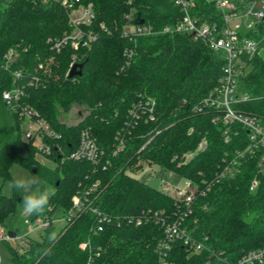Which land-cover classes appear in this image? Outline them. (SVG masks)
Segmentation results:
<instances>
[{
	"label": "trees",
	"instance_id": "obj_1",
	"mask_svg": "<svg viewBox=\"0 0 264 264\" xmlns=\"http://www.w3.org/2000/svg\"><path fill=\"white\" fill-rule=\"evenodd\" d=\"M82 2L94 5L96 16L90 29L96 39L78 48L67 44L55 52L48 39L70 30L64 8L54 2L0 0V104L12 115L15 135L10 144L0 145V176L9 178L14 163L36 167L55 192L48 207L51 212L60 208L63 215L72 207L73 195L99 181L98 207L113 220L100 223L93 213L84 212L57 228L52 223L41 239L29 238L22 252L11 248L13 262L161 264L157 245L164 237L162 225L152 219L136 224L124 216L151 209L174 218L183 205L133 174L145 168L144 164L159 165L202 187L209 185L205 195L196 197L193 212L186 217L203 248L193 251L175 241L166 257L168 264H231L246 252L263 247L264 173L258 166L259 154H246L240 158L236 174L216 179L220 167L236 158L249 135L242 124L214 122L212 109H197L219 85L222 54L185 33L124 34L126 15L135 11L158 30L173 24L181 15L173 0ZM197 4L193 14L202 18L219 13L208 0H197ZM257 29L258 33L249 31L248 36L261 40L260 51L248 61L250 69L239 79L238 93L248 98L236 107L260 117L264 128V23ZM11 47L18 50L19 58L8 65L4 55ZM73 55L75 63H83L82 75L69 77ZM15 69L22 72L20 103L34 107L55 133L44 137L50 153H42L32 139L22 138L17 132L22 118L2 97L3 90L12 87ZM32 75L38 77L36 82H29ZM73 104L85 106L87 112L71 125L60 115ZM83 130L104 151L97 163L66 157L78 146ZM121 139L125 147L113 155ZM203 139L206 149L183 162V154ZM38 154L51 157L55 168L42 164ZM108 160L110 164L103 168ZM17 201V195L0 193V223L15 211ZM54 230L56 238L50 240ZM82 242H87L86 248L81 247Z\"/></svg>",
	"mask_w": 264,
	"mask_h": 264
},
{
	"label": "built area",
	"instance_id": "obj_2",
	"mask_svg": "<svg viewBox=\"0 0 264 264\" xmlns=\"http://www.w3.org/2000/svg\"><path fill=\"white\" fill-rule=\"evenodd\" d=\"M37 1L41 3H58L66 11L70 30L60 37H50L48 39L51 49L55 52L62 51L67 44L78 48L79 45H89L96 39L95 32L90 29L96 16L93 3H84L82 0ZM173 1L181 10L180 17L173 24L166 25L158 30L152 24L146 23V20L143 23L135 22L133 12L126 15L128 21L124 26V34L129 37H134L152 35L158 32L185 33L193 39L202 40L210 49L220 52L223 57V65L219 85L198 103L197 109H212L214 111L212 118L214 122L222 121L226 125L235 122L242 124L247 129L249 139L242 149L237 152L236 158L229 160L228 163L225 162L220 167L216 174V179L230 177L236 174L239 170L240 158L248 153L259 154L258 166L262 173H264V128L261 125L260 117L243 112L236 107L238 103L248 98L247 95H240L238 93L239 79L246 69L248 61L260 51L261 40L248 36V32L255 31V33H258V26L264 23V0H238L236 3L231 2V0H208L214 4L219 10V13L206 18L193 14V11L198 6L197 0ZM131 54L129 52V56ZM4 57L6 64H13L18 61L19 52L16 48L11 47L5 53ZM75 62L76 56L73 55L70 66ZM39 68H43L42 63L39 64ZM13 76L12 87L3 90L2 97L8 105H11L18 112L22 121H25V139H32L34 145L40 151H43L42 153H50L51 146L44 141V137L50 138L55 133L50 125L39 116V112L34 107L20 103L24 95V86L19 83L22 72L19 69H15L13 70ZM28 79L30 80L29 82H32L31 80L36 82L38 77L34 75ZM225 133H228L227 129ZM226 141H228V137ZM124 147V141L122 139L119 140L113 155H117ZM206 147L207 141L203 139L194 150L186 151L183 154V162H187L196 154L204 151ZM56 149L62 152L60 146L56 147ZM103 154L104 151L96 139L90 135L88 130H83L78 146L66 155V157L75 160H89L97 163ZM60 157L64 159L65 156L60 155ZM110 162V160L106 161L103 168L110 164ZM145 169L144 171L150 172L151 175H156L157 173L153 170V166H148ZM184 181V185L179 187L162 179V182H164L163 190L172 189L170 193L175 196L174 199L183 205V207L181 206L177 210L176 217L172 218L163 211L160 212L151 209L147 213L142 211L137 216H124V220L129 222L135 221L136 224H141L145 220L152 219L162 225L164 237L157 245V253L160 257L161 264H168L166 257L175 241H182L187 246V249L193 251H198L203 248L202 242L195 238L194 231L186 223V217L192 214L196 197L198 195H205L209 190V185L202 187L192 180ZM98 183L99 181L75 194L72 198V207L60 219L64 222H69L76 215L91 212L100 223L104 221L112 222L113 217L102 212L98 207L97 202L100 194L99 192L96 193L98 191ZM255 185L256 179L253 180L252 187ZM52 210V207H48L46 215L36 218L35 226L48 227L54 220H59V217L51 216ZM97 229H102V225L97 226ZM0 238H5L3 228L0 229ZM18 239L22 244V249L28 247V237L27 239L25 237ZM86 246L87 242L81 243L82 248H86ZM231 264H264V246L246 252Z\"/></svg>",
	"mask_w": 264,
	"mask_h": 264
},
{
	"label": "rangeland",
	"instance_id": "obj_3",
	"mask_svg": "<svg viewBox=\"0 0 264 264\" xmlns=\"http://www.w3.org/2000/svg\"><path fill=\"white\" fill-rule=\"evenodd\" d=\"M9 1V0H2ZM238 0H231V2L236 3ZM261 51L264 53V43L261 48ZM54 58L50 57V62H52ZM71 68V66H70ZM69 68V69H70ZM249 70L250 67H246V70ZM69 73V72H68ZM87 112V109L85 106L73 104L72 107L68 112L62 111L60 115V119L66 123L69 124H75L77 123ZM12 126H13V118L9 111V109L3 105L0 104V145L3 144H10L15 135L12 134ZM25 131H26V123L25 121H22L20 124V129L17 130V132L22 136V138H25ZM15 133V132H13ZM37 158L49 169H54L56 162L52 160L49 156H44L42 154H38ZM135 166V165H134ZM134 166H132L134 168ZM141 166V165H140ZM146 169L148 166L144 164ZM145 169V170H146ZM46 170V169H45ZM153 170L156 173V175H151L150 172L144 171V168H138L136 171L137 173H134L138 178L142 179L146 183H148L150 186L156 188V189H164V182H162V179L164 181L171 182L175 186L182 187L185 183V181L178 176L175 172L171 170H167L165 168H162L159 165H156L153 167ZM171 172L173 173L171 175ZM151 175V176H150ZM18 177H38L40 180L44 181L46 186L53 190V186L50 182V180L45 177L40 172L33 171L32 168L26 167L20 163H14L12 164L10 168V177L9 178H3L0 176V193H2L5 196H15L17 195L18 201L15 208V211L8 214L2 223H0V229L3 228L5 233V238H0V264H15L12 259L11 254V248L17 249L18 251L22 252V244L18 238L25 237L27 239H41L42 235L46 233L45 227L35 226V219L39 216H44L47 214L46 211L41 215H33V216H27L23 214L22 212V196L21 193L18 192L15 189L9 188V182L13 180L14 178ZM167 194L171 195L173 198L175 196L170 193L172 189L164 190ZM74 196V195H73ZM52 217H59V220H54L53 224L57 227L61 226L64 221H62L60 218H62L63 214L61 209H56L53 212H51ZM9 231H15L16 236L10 237L8 235ZM55 230L52 233H54ZM27 236V237H26Z\"/></svg>",
	"mask_w": 264,
	"mask_h": 264
},
{
	"label": "clouds",
	"instance_id": "obj_4",
	"mask_svg": "<svg viewBox=\"0 0 264 264\" xmlns=\"http://www.w3.org/2000/svg\"><path fill=\"white\" fill-rule=\"evenodd\" d=\"M9 188L15 189L22 196V212L27 216L41 215L49 206V201L54 190H50L44 181L38 177H18L9 182ZM56 238V233H52L50 240Z\"/></svg>",
	"mask_w": 264,
	"mask_h": 264
},
{
	"label": "water",
	"instance_id": "obj_5",
	"mask_svg": "<svg viewBox=\"0 0 264 264\" xmlns=\"http://www.w3.org/2000/svg\"><path fill=\"white\" fill-rule=\"evenodd\" d=\"M134 20L137 23H143L145 21V18L142 17V14L140 11H135L134 12ZM82 68H83V63H74L70 70H69V77H74L75 75H82ZM33 171H37L36 167H33ZM8 235L10 237H15L16 236V232L15 231H9Z\"/></svg>",
	"mask_w": 264,
	"mask_h": 264
}]
</instances>
